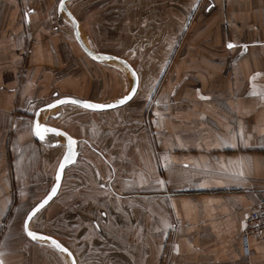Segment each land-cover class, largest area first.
Returning a JSON list of instances; mask_svg holds the SVG:
<instances>
[{"label": "crops", "instance_id": "1", "mask_svg": "<svg viewBox=\"0 0 264 264\" xmlns=\"http://www.w3.org/2000/svg\"><path fill=\"white\" fill-rule=\"evenodd\" d=\"M59 1L0 0L2 264H69L23 228L65 150L59 136H34L36 109L62 96L107 103L131 82L82 51ZM66 6L87 46L127 60L138 85L113 109L41 112L81 148L29 228L58 239L76 264H264V234L247 252L241 240L264 201V0Z\"/></svg>", "mask_w": 264, "mask_h": 264}, {"label": "water", "instance_id": "2", "mask_svg": "<svg viewBox=\"0 0 264 264\" xmlns=\"http://www.w3.org/2000/svg\"><path fill=\"white\" fill-rule=\"evenodd\" d=\"M67 1L68 0H60L58 2L57 11H58V13L64 15L68 19V21L70 22L71 27H72V31H73L74 39L76 40V42L78 43V45L80 46L82 51L94 61H97V62H114V63L120 65L122 68H124L129 73L130 78H131L130 86H129L127 92L116 100H113V101H110L107 103H99V102H94L91 100H85V99H80V98L71 97V96H62V97L55 98L54 100H52L51 102H49L47 104L39 106L36 109V111L34 112L33 124H32V130H33L34 136L37 139L42 140V141L46 139V136L48 134H51L54 136H59L64 140L65 150H64V153H63V155H62V157H61V159L57 165L55 175H54V182H53L51 188L46 193V195L42 199H40L38 202H36L30 208V210L27 212V214L24 218V222H23L24 232L28 236V238H30L31 240L45 241L50 246H52L53 248H55L56 250H58L59 252L64 254L66 256L69 264H76V261H75V258L73 256L72 252L64 244H62L58 239H56V238H54L48 234L38 232V231H35V230H32L29 228V222L32 219V217L41 208H43L46 204H48V202H50L52 200V198L56 195V193L59 189L62 177H63L64 169L67 166H69L70 164L74 163L78 157V143H77L76 139L58 127H55V126L49 125L47 123L41 122L40 121V114L45 109H53V108L59 107L63 104H67V103L75 104V105H78L82 108H85L88 110H93V111L108 110V109H113V108L119 107L121 105H124L125 103H127L130 100V99H127L125 103H120V101L122 99H126L129 96H131V98H132L134 96L136 89H137V85H138V76H137V73L134 70V68L131 66V64L127 60H125L124 58L119 57V56H114L111 54H107V53L94 51L89 46H87V44L81 38L80 25H79L78 21L76 20V18L73 16V14L70 12L68 7L66 6ZM62 101H63V103H62ZM73 101H76V103H73ZM85 103L95 104V105H111V107L87 108L84 106ZM37 123H39L41 126H45L48 129H52L55 131H48V132L44 133V138L41 139L39 136L36 135ZM69 138H71V140L75 141V143L70 144ZM69 155H71V160H69L67 158V157H69ZM61 166H63V167H61ZM53 190H55V194H53ZM49 197H50V199H49ZM46 200H47V203H44ZM41 204H43L44 206L40 207ZM29 232L35 233L36 238L34 239L32 236H30ZM57 243L60 245V247L57 246Z\"/></svg>", "mask_w": 264, "mask_h": 264}, {"label": "built area", "instance_id": "3", "mask_svg": "<svg viewBox=\"0 0 264 264\" xmlns=\"http://www.w3.org/2000/svg\"><path fill=\"white\" fill-rule=\"evenodd\" d=\"M264 234V201L258 202L250 211L243 228L241 240L245 251L248 250V238Z\"/></svg>", "mask_w": 264, "mask_h": 264}, {"label": "snow or ice", "instance_id": "4", "mask_svg": "<svg viewBox=\"0 0 264 264\" xmlns=\"http://www.w3.org/2000/svg\"><path fill=\"white\" fill-rule=\"evenodd\" d=\"M234 46L235 45H233V44H229L228 45L229 48L234 47ZM127 99H131V96L127 97L126 99H122L120 101V103H125ZM62 103H63V101H62ZM73 103H76V101H73ZM84 106L87 107V108L111 107V105H95V104H89V103H85ZM48 131H55V130L48 129L47 127L41 126L39 123H37V125H36V135L39 136L41 139L44 138V133H46ZM69 140H70V144H74L75 143V141L71 140V138H69ZM67 158L69 160H71V155H69V157H67ZM61 167H63V166H61ZM53 194H55V190H53ZM49 199H50V197H49ZM44 203H47V200ZM43 206H44L43 204L40 205V207H43ZM29 235L32 236L34 239L36 238V234L35 233L29 232ZM57 246L60 247V245L58 243H57ZM0 264H2V261H0Z\"/></svg>", "mask_w": 264, "mask_h": 264}, {"label": "rangeland", "instance_id": "5", "mask_svg": "<svg viewBox=\"0 0 264 264\" xmlns=\"http://www.w3.org/2000/svg\"><path fill=\"white\" fill-rule=\"evenodd\" d=\"M124 69V68H123ZM125 70V69H124ZM127 72V71H126ZM129 74V73H128ZM81 148V146L78 148V150ZM77 202H75L73 205H74V208L75 209H80L81 207H80V205L79 204H76ZM73 225H74V227H79V226H81L82 224L80 223V218H78V215H76V212H74V209H73ZM47 222H48V220H47ZM45 227V226H44ZM48 229V228H47ZM61 234L63 235L64 234V231L63 230H61ZM36 242H39L40 244H43V245H45V246H48V247H50V248H52L47 242H45V241H36ZM36 252V254H37V258H39L40 257V255H38V253H37V251H35ZM61 255H62V253H60ZM63 256V255H62ZM65 257V260L67 259L66 258V256H64ZM41 258V257H40Z\"/></svg>", "mask_w": 264, "mask_h": 264}]
</instances>
